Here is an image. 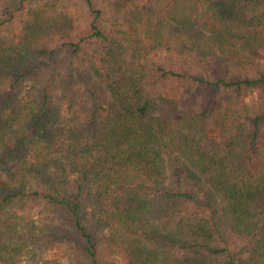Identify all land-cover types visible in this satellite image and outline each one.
<instances>
[{"label":"trees","instance_id":"trees-1","mask_svg":"<svg viewBox=\"0 0 264 264\" xmlns=\"http://www.w3.org/2000/svg\"><path fill=\"white\" fill-rule=\"evenodd\" d=\"M264 264V0H0V264Z\"/></svg>","mask_w":264,"mask_h":264},{"label":"rangeland","instance_id":"rangeland-1","mask_svg":"<svg viewBox=\"0 0 264 264\" xmlns=\"http://www.w3.org/2000/svg\"><path fill=\"white\" fill-rule=\"evenodd\" d=\"M45 254L53 255L55 258H58L59 264H62V262L64 263L65 260H66L61 253L57 254V252H53V253H51V252H45Z\"/></svg>","mask_w":264,"mask_h":264}]
</instances>
